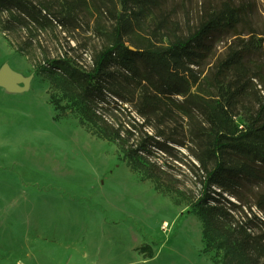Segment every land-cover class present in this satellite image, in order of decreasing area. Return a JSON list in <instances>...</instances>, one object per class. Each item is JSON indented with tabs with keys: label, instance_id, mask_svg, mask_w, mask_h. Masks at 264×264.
<instances>
[{
	"label": "trees",
	"instance_id": "trees-1",
	"mask_svg": "<svg viewBox=\"0 0 264 264\" xmlns=\"http://www.w3.org/2000/svg\"><path fill=\"white\" fill-rule=\"evenodd\" d=\"M106 1L113 23L96 34L94 47L72 33L83 26L89 0H0V31L49 81L57 110L69 109L93 134L116 143L131 169L157 189L184 196L203 222V253L214 252L217 264H264V99L246 125L234 119L253 79L264 91L259 45L252 37L230 47L206 81L194 69L220 40L252 25L247 8L227 0L184 34L160 22L156 29L170 39L157 44L141 43L134 23L162 21L158 13L174 0H118L128 16ZM58 27L65 33H48ZM177 147L191 158L192 195L159 160L163 154L178 161Z\"/></svg>",
	"mask_w": 264,
	"mask_h": 264
},
{
	"label": "rangeland",
	"instance_id": "rangeland-1",
	"mask_svg": "<svg viewBox=\"0 0 264 264\" xmlns=\"http://www.w3.org/2000/svg\"><path fill=\"white\" fill-rule=\"evenodd\" d=\"M226 1H171L158 13L162 21L141 27L134 23L132 33L143 39L141 43L167 44L169 36L156 29L160 22L184 34L205 11L219 8ZM235 1L245 5L252 25L239 28L240 36L220 40L206 64L194 68L204 81L230 47L252 37L260 50L255 60L264 65V0ZM103 2L107 1L89 0L83 26L72 32L89 47L98 45L96 34L113 23ZM112 9L116 15H129L118 0H114ZM48 33L65 32L58 27ZM0 35L5 46L3 50L0 45V70L8 64L31 77L28 89L22 92L0 86V264H217L214 252L203 253V222L189 212L184 196L157 189L154 182L131 169L116 143L93 134L69 109L57 110L51 102L54 91L49 81L37 74L4 33L0 31ZM84 59L91 63L86 52ZM253 82L235 112L240 127L251 120L259 110L258 102L264 99L260 81ZM66 104L61 101V105ZM176 149L173 155L178 161L163 154L159 160L180 191L192 195L197 189L189 152ZM58 197L76 207L77 225L60 231V235L45 231L49 238L45 242L39 231L27 228V220L36 212L37 201ZM88 234L94 240L92 245L88 239L84 244ZM149 253L151 258L147 257Z\"/></svg>",
	"mask_w": 264,
	"mask_h": 264
},
{
	"label": "crops",
	"instance_id": "crops-1",
	"mask_svg": "<svg viewBox=\"0 0 264 264\" xmlns=\"http://www.w3.org/2000/svg\"><path fill=\"white\" fill-rule=\"evenodd\" d=\"M0 45L2 47L1 49L5 47L4 39L1 35ZM59 198L63 197H58L53 201L43 203L37 201L35 207L36 212L34 214L31 213L30 218L27 220V228L39 231L41 240L45 242L49 239L48 237H45V231L57 232L58 235H60V231L75 229L77 225L78 216L74 214L76 207L71 205V202L68 199ZM50 237H52V235ZM55 238L57 237L54 236V239ZM87 239L90 245H92L94 240L90 238L89 234L88 238L86 236L83 238L84 244L85 240L87 242Z\"/></svg>",
	"mask_w": 264,
	"mask_h": 264
},
{
	"label": "water",
	"instance_id": "water-1",
	"mask_svg": "<svg viewBox=\"0 0 264 264\" xmlns=\"http://www.w3.org/2000/svg\"><path fill=\"white\" fill-rule=\"evenodd\" d=\"M30 81L31 77H26L13 70L8 64H5L0 70V86L10 92L25 91L28 89Z\"/></svg>",
	"mask_w": 264,
	"mask_h": 264
}]
</instances>
